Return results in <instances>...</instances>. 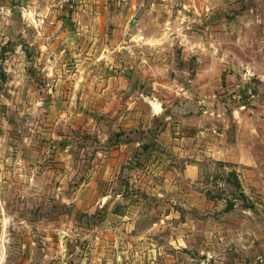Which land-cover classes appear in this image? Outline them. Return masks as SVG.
Listing matches in <instances>:
<instances>
[{"label":"rangeland","instance_id":"obj_1","mask_svg":"<svg viewBox=\"0 0 264 264\" xmlns=\"http://www.w3.org/2000/svg\"><path fill=\"white\" fill-rule=\"evenodd\" d=\"M116 9L108 57L0 32V264H264V0ZM235 123L253 168L191 182L189 134Z\"/></svg>","mask_w":264,"mask_h":264},{"label":"crops","instance_id":"obj_2","mask_svg":"<svg viewBox=\"0 0 264 264\" xmlns=\"http://www.w3.org/2000/svg\"><path fill=\"white\" fill-rule=\"evenodd\" d=\"M123 4L124 6L131 4V0H0V32L3 35L17 34L20 36L18 42L32 46L30 53L33 50L34 54L40 57L52 58L53 54L60 56L66 52L71 43L83 45L88 39L93 48L96 45H105V49L109 48L106 49V54L105 49L100 52L101 55L105 54L108 57L113 45L120 43L121 37L117 36L119 32H123V42L127 43L126 34L128 40L131 39V16L128 21L119 22L121 28L117 29L113 26L114 30L110 29V24L114 20L109 19V15L117 10V5L123 6ZM204 5L210 7V4L205 2ZM97 51L95 49L93 55L99 56L100 54L95 53ZM220 128L218 130L211 126H204L202 129L196 127L189 134L193 135V140L197 144L201 135H211V131L216 133L212 135L215 137H212L208 146H203L204 154L199 155L201 150H195L196 161L191 162L187 165V169H184V173L192 179L191 182H196V185L199 184L197 182L200 176V165L197 161L201 160V157L205 159L206 155L218 159L222 154L223 160L233 164L235 168L230 169L225 166L229 170L225 172L228 173L236 171L237 174L239 171H246L255 163L248 162L243 155L242 145L238 142L239 135H243L239 125L235 123V133L233 132L232 135L226 128L224 130ZM248 164L250 166H247ZM238 176L240 177V174ZM210 177L212 178L213 175ZM205 189L208 192L209 187Z\"/></svg>","mask_w":264,"mask_h":264},{"label":"built area","instance_id":"obj_3","mask_svg":"<svg viewBox=\"0 0 264 264\" xmlns=\"http://www.w3.org/2000/svg\"><path fill=\"white\" fill-rule=\"evenodd\" d=\"M220 185H222V183H219Z\"/></svg>","mask_w":264,"mask_h":264}]
</instances>
